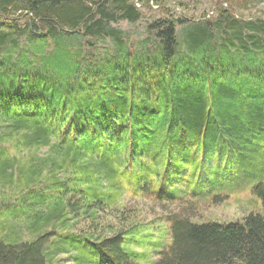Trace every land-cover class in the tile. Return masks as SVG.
<instances>
[{"label":"trees","instance_id":"trees-1","mask_svg":"<svg viewBox=\"0 0 264 264\" xmlns=\"http://www.w3.org/2000/svg\"><path fill=\"white\" fill-rule=\"evenodd\" d=\"M260 4L0 0V264H264V210L198 217L230 174L264 205V12L240 14ZM153 6L144 37L114 27Z\"/></svg>","mask_w":264,"mask_h":264},{"label":"rangeland","instance_id":"rangeland-1","mask_svg":"<svg viewBox=\"0 0 264 264\" xmlns=\"http://www.w3.org/2000/svg\"><path fill=\"white\" fill-rule=\"evenodd\" d=\"M185 3V7L183 11H179L180 8L177 9L179 13L182 15H186L187 17H201L204 13L208 16H213L216 7L217 0H183ZM257 1V0H256ZM260 1V0H258ZM154 10L144 9L145 17L142 21H140L137 24H130L128 22H121L119 24L114 25V27L124 31L127 33L132 40L136 41L145 35V31L147 28V25L152 22L153 17L157 15H162V13H159L160 10L157 9V7L153 6ZM166 9H173V6L170 4H166ZM264 12V5L260 4L257 5V7H251L249 11L241 10L240 14L243 15L244 18H248L250 15H261ZM25 22V20H22ZM213 166L216 167V159L211 162ZM226 164L225 159L222 162L221 167H224ZM258 185L260 182H263V179H257L255 178ZM184 180V179H183ZM188 182L185 180L183 181L181 188L177 190V196L178 197H184L183 195H186L188 191ZM210 184L214 188H218L221 186H224L226 191H229L230 196L229 199L226 202L220 203V205H214L210 207H205L201 210L202 217L198 216L200 219L204 220L203 222H211V221H219L223 226L228 225V221L231 220H237L241 219L243 216L247 215L248 213L252 211H263L264 205L257 201L255 197L253 196V186L250 187V183L247 180L244 179H238L232 178L231 174L224 177V179H219V177L213 178V180L210 181ZM203 185V186H202ZM201 188L199 189V197H203V193H205L204 189L207 187V184H202ZM256 185V184H255ZM251 188V189H250ZM193 191V190H192ZM141 204H144L146 208H144V214L146 216V222L149 223L148 225H152V230L150 233H153L155 235L154 242L158 241L159 235H162L161 232L167 233L168 224L165 223V220H156L155 222V216L151 215L150 213H146V210L152 209L150 205H153V203L150 204V202H147V204L140 200ZM150 207V208H149ZM161 210V208H159ZM160 215H162V212H159ZM157 216V215H156ZM147 225V226H148ZM22 227H15V229L18 231L19 236L23 240H29L30 236L26 230L21 229ZM23 231H26L23 234ZM145 232H149L146 228ZM168 234V233H167ZM165 235V243L168 244L169 242V235ZM147 251L151 252L150 257L152 260H155L157 257V253L153 252V247L145 245ZM135 249L139 252H142L144 249H140V247H135ZM57 264H74L71 254L66 253H59L57 255ZM146 264V263H143Z\"/></svg>","mask_w":264,"mask_h":264}]
</instances>
